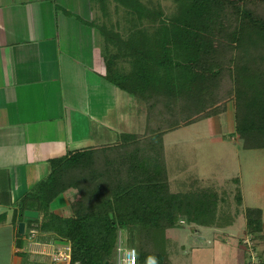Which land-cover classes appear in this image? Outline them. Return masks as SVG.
Here are the masks:
<instances>
[{"label": "trees", "instance_id": "trees-1", "mask_svg": "<svg viewBox=\"0 0 264 264\" xmlns=\"http://www.w3.org/2000/svg\"><path fill=\"white\" fill-rule=\"evenodd\" d=\"M100 1L104 77L142 104L144 132L49 159L47 175L19 200L20 221L27 234L38 230L35 241L67 242L69 264H113L122 232L136 264H172L168 229L234 221L215 190H171L163 135L218 116L229 99L241 147L264 148V0H174L167 9ZM70 189L68 213L54 212L51 202ZM233 200L239 209V190ZM244 216L246 231L263 238L262 210L247 207ZM239 264H264V253Z\"/></svg>", "mask_w": 264, "mask_h": 264}, {"label": "crops", "instance_id": "crops-1", "mask_svg": "<svg viewBox=\"0 0 264 264\" xmlns=\"http://www.w3.org/2000/svg\"><path fill=\"white\" fill-rule=\"evenodd\" d=\"M94 14L91 0H0V264H27V257L69 264L51 259L67 242L29 240L20 198L47 175L49 159L144 132L143 108L136 130L119 116L118 88L104 77L100 35L75 19ZM59 196L51 209L65 215Z\"/></svg>", "mask_w": 264, "mask_h": 264}, {"label": "rangeland", "instance_id": "rangeland-1", "mask_svg": "<svg viewBox=\"0 0 264 264\" xmlns=\"http://www.w3.org/2000/svg\"><path fill=\"white\" fill-rule=\"evenodd\" d=\"M141 1L150 5L157 3L165 9L174 4V0ZM91 3L95 16L85 17L86 19L78 17L88 23L93 21L91 25L83 23L77 17L75 19L95 29L96 34L100 35L98 28H101L102 24L101 1L91 0ZM108 6L112 18L120 17V12L119 15L114 14L113 2H110ZM101 38L100 35V43ZM80 40L84 41L83 38ZM70 42L73 43L68 41L67 45L70 44L71 48ZM79 45V43L76 44V46ZM116 91L119 116L128 119V130H136L133 126L134 124L138 126L136 121L141 116L139 108L142 104L127 92L119 88ZM225 106L226 109L218 116L179 127L164 136L171 190L181 191L190 188L191 184L194 188L215 190L226 201L221 206L223 210L221 213L227 215L228 220L234 221L227 225L226 221L219 219L218 226H200L180 222L181 224L176 227L168 229L166 235L170 239V244L167 259L172 264H239L249 255L256 260L258 255L264 253V231L263 238L249 234L245 228L244 216V210L247 207H258L262 210L264 223V148L244 149L241 147V141L232 134L233 101L228 99ZM55 137L56 135L54 139ZM236 179L237 182H235ZM237 190L242 196L239 209L233 200ZM72 194L74 192L70 189L57 198L59 204L61 200L64 205L67 204L68 208H64L66 211H69L68 199L73 196ZM53 205L57 206L55 203ZM31 234L30 232L27 236ZM37 235H39L38 230L34 229L29 240L33 241ZM119 235L125 240L126 236L123 232ZM28 259L29 257L25 259L26 263H29ZM34 261L33 264H45L46 260ZM57 261L66 263L63 259ZM113 264H115V259H113Z\"/></svg>", "mask_w": 264, "mask_h": 264}, {"label": "built area", "instance_id": "built-area-1", "mask_svg": "<svg viewBox=\"0 0 264 264\" xmlns=\"http://www.w3.org/2000/svg\"><path fill=\"white\" fill-rule=\"evenodd\" d=\"M34 229H31V233H34ZM31 234V235H32ZM29 235V237H31ZM51 259L53 261L57 260H66L69 262L70 259V248L68 244L63 245L62 247H57L56 250L51 253ZM136 250L133 247L126 246L121 237H118L117 245H116V258L115 264H136Z\"/></svg>", "mask_w": 264, "mask_h": 264}, {"label": "water", "instance_id": "water-1", "mask_svg": "<svg viewBox=\"0 0 264 264\" xmlns=\"http://www.w3.org/2000/svg\"><path fill=\"white\" fill-rule=\"evenodd\" d=\"M23 226H24V223L20 222L19 225H18L19 232H23ZM105 264H112V263L105 262Z\"/></svg>", "mask_w": 264, "mask_h": 264}]
</instances>
